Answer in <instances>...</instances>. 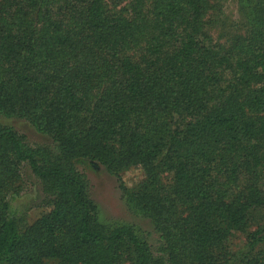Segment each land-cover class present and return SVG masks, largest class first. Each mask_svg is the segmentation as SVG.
<instances>
[{"label":"trees","instance_id":"obj_1","mask_svg":"<svg viewBox=\"0 0 264 264\" xmlns=\"http://www.w3.org/2000/svg\"><path fill=\"white\" fill-rule=\"evenodd\" d=\"M146 1L0 0V115L53 144L0 123V264H227L230 233L264 213V11L227 46L204 32L207 0ZM85 162L143 169L124 190L157 252L99 221ZM25 163L47 200L29 225L10 207Z\"/></svg>","mask_w":264,"mask_h":264},{"label":"rangeland","instance_id":"obj_2","mask_svg":"<svg viewBox=\"0 0 264 264\" xmlns=\"http://www.w3.org/2000/svg\"><path fill=\"white\" fill-rule=\"evenodd\" d=\"M156 0H147V9H151ZM208 10L203 18L204 32L213 40L230 45L229 39L248 37L256 20L264 11V0H207ZM0 123L11 126L25 135L31 145H51L52 139L36 130L26 119L7 118L0 115ZM78 168L90 182V194L94 200L99 221L105 225L115 226L126 224L134 227L139 234L146 237L152 249L157 252L162 240L152 220L129 206L126 191L138 190L145 175L140 166H133L118 176L111 174L106 167L95 163H79ZM172 176L164 174L161 181L171 185ZM17 196L10 199V207L24 225L32 224L45 211V200L41 184L25 163L21 170ZM258 225L264 226V213L259 212L254 222L246 230L230 233L226 246L229 252L227 264H249L252 257H264V240L255 246L251 245L250 233ZM250 259V260H249ZM45 264H59L57 260L48 259ZM128 264V263H124Z\"/></svg>","mask_w":264,"mask_h":264}]
</instances>
